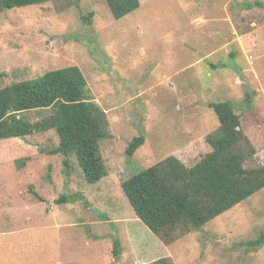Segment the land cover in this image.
<instances>
[{"label": "rangeland", "instance_id": "rangeland-1", "mask_svg": "<svg viewBox=\"0 0 264 264\" xmlns=\"http://www.w3.org/2000/svg\"><path fill=\"white\" fill-rule=\"evenodd\" d=\"M140 2L120 20L107 0L0 13V89L78 66L111 136L100 142L108 176L94 185L76 157L50 154L56 130L0 140V264H264V244H249L264 232V189L166 246L121 187L168 157L193 167L207 155L220 127L212 103L234 104L256 151L246 167L264 165V0Z\"/></svg>", "mask_w": 264, "mask_h": 264}, {"label": "trees", "instance_id": "trees-1", "mask_svg": "<svg viewBox=\"0 0 264 264\" xmlns=\"http://www.w3.org/2000/svg\"><path fill=\"white\" fill-rule=\"evenodd\" d=\"M51 1L0 0V13ZM107 2L115 20L141 7L140 0ZM210 107L220 127L207 136L212 150L197 164L188 167L171 156L121 185L138 219L166 246L204 229L209 222L264 189V165L246 167L256 151L234 104L225 101L212 103ZM46 110L51 113L35 123L26 115ZM108 128L106 113L92 100L88 81L78 66L52 70L37 79L0 89V140L26 139L56 130L59 145L50 154L76 157L89 184H98L108 176L100 153V142L111 137ZM145 141L144 136L135 138L128 154L133 156ZM64 164L69 167L67 160ZM68 201L62 196L57 204ZM249 244L263 245L264 232ZM121 255L120 243L115 242L114 256L119 259Z\"/></svg>", "mask_w": 264, "mask_h": 264}]
</instances>
